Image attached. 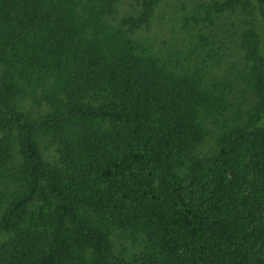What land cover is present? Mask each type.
<instances>
[{
    "label": "trees",
    "instance_id": "trees-1",
    "mask_svg": "<svg viewBox=\"0 0 264 264\" xmlns=\"http://www.w3.org/2000/svg\"><path fill=\"white\" fill-rule=\"evenodd\" d=\"M122 1L0 0V264H264V0Z\"/></svg>",
    "mask_w": 264,
    "mask_h": 264
},
{
    "label": "rangeland",
    "instance_id": "rangeland-1",
    "mask_svg": "<svg viewBox=\"0 0 264 264\" xmlns=\"http://www.w3.org/2000/svg\"><path fill=\"white\" fill-rule=\"evenodd\" d=\"M187 1L204 0H162L160 6L156 10L149 30L144 32L145 37L150 41V43L161 49H165L173 43L174 39L178 37V28H176L177 26L175 25L176 17L178 14H183L181 12L182 5H188ZM131 4H133L132 0H124L118 3L114 9L115 13L110 18H115V21L118 20L119 17L125 15L131 10ZM188 8H190V6ZM174 25L176 27H174ZM177 40L179 41L178 44L181 46V41L178 38ZM124 241L122 239L121 242L122 247L126 250V253H134L139 250L138 246H134L126 241L124 243Z\"/></svg>",
    "mask_w": 264,
    "mask_h": 264
}]
</instances>
